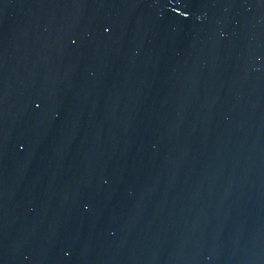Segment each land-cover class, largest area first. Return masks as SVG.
I'll return each instance as SVG.
<instances>
[{
  "label": "water",
  "instance_id": "1",
  "mask_svg": "<svg viewBox=\"0 0 264 264\" xmlns=\"http://www.w3.org/2000/svg\"><path fill=\"white\" fill-rule=\"evenodd\" d=\"M0 264H264V0H0Z\"/></svg>",
  "mask_w": 264,
  "mask_h": 264
}]
</instances>
